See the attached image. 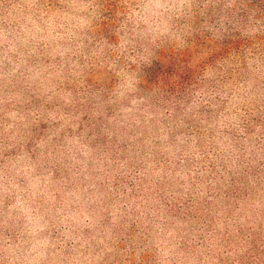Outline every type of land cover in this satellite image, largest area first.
<instances>
[{
  "label": "clouds",
  "instance_id": "1",
  "mask_svg": "<svg viewBox=\"0 0 264 264\" xmlns=\"http://www.w3.org/2000/svg\"><path fill=\"white\" fill-rule=\"evenodd\" d=\"M0 264H264V0H0Z\"/></svg>",
  "mask_w": 264,
  "mask_h": 264
}]
</instances>
